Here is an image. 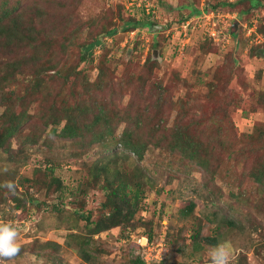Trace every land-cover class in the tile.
Returning <instances> with one entry per match:
<instances>
[{"label":"rangeland","instance_id":"obj_1","mask_svg":"<svg viewBox=\"0 0 264 264\" xmlns=\"http://www.w3.org/2000/svg\"><path fill=\"white\" fill-rule=\"evenodd\" d=\"M218 1L226 0H155L153 20L164 28L153 32L149 26L122 29L128 19H149L125 0H19L29 38L10 47L0 40V61L25 58L15 77L19 95L36 70L43 86L64 89L68 80L54 71L66 75L77 66L75 102L94 109L88 118L95 103L111 114L128 113V121L115 118L118 136L126 126L134 129L132 119L139 114L142 124L134 130L143 139L155 133L150 124L160 138L178 120L211 152L209 166L201 168L152 145L141 160L122 154L120 146L86 148L82 140L53 135L50 126L42 129L37 112L45 110L44 91L27 103L32 118L19 133L34 130L39 140L25 148L21 162L8 161L0 148V185L7 192L5 183H17L19 175L42 180L52 164L63 183L61 209L53 210L47 200L58 193L47 195L44 184L29 188L39 206L17 208L10 194L3 195L7 200L0 197V222L17 229L20 244L19 254L0 264H131L136 257H148L149 264H211L209 250L220 243L229 248L231 264H264V188L250 174L264 162V7L247 13L239 11L240 5L211 8ZM113 28L115 34L105 33ZM101 32L102 45L94 47L88 62H79L80 45ZM49 65L55 68L40 72ZM98 75L109 86L98 88ZM12 87L0 89V113L5 107L1 95ZM10 142L8 147L18 150V139ZM107 155L110 166H119L124 175L140 176L137 166L143 168L149 184L139 192V207L128 225L91 236L85 221L68 208L82 206L91 221L98 219L103 190L80 185L87 180L88 165ZM197 230L195 246L191 238ZM215 233L216 245L201 239ZM147 235L149 249L136 242ZM83 239L92 256L87 260L80 254Z\"/></svg>","mask_w":264,"mask_h":264},{"label":"trees","instance_id":"obj_2","mask_svg":"<svg viewBox=\"0 0 264 264\" xmlns=\"http://www.w3.org/2000/svg\"><path fill=\"white\" fill-rule=\"evenodd\" d=\"M159 1V0H158ZM240 7L239 11L249 12L252 9H257L259 7H264V0H233V1H218L211 5V8L216 9L218 7ZM19 0L9 3L8 0H0V40H3V44L9 45L5 47H10L11 44H21L24 39L29 38L28 36V26L25 25V19L22 12L18 11L20 8ZM135 9L140 10L143 14V8L135 7ZM240 12V13H241ZM148 16V20L144 19H128L124 22L122 29L125 31H130L139 27L149 28L156 24L153 20V14H145ZM186 19L184 17L183 21ZM116 28L106 30L107 35H113L116 33ZM103 32L98 34L89 43H83L80 45L82 48V53L79 57V62H88V56L92 54V50L96 46L102 45L104 39ZM235 36L236 33H233ZM30 44V43H29ZM256 54V48H254ZM264 51V50H261ZM37 60V59H32ZM25 58H16L14 60L9 57L2 58L0 61V89L5 91L10 83L13 87L8 90V92L1 95V99L5 103L3 111L0 113V148H3L7 152V160L12 162H21L23 160V153L27 146L35 145L39 136L34 133V130H30L26 133H20L24 124H28L32 115L27 111V103L35 100V97L46 92L47 101L45 110L39 113V117L42 120V129L50 126L49 132L63 139H70L73 141L82 140L81 145L89 148L91 145H99L104 148H109L112 146L116 149V146H120L122 149V154L127 151L128 153L134 154L138 160H141L146 149L149 145L155 148H160L161 150H169V152H177L182 157H186L188 160L192 161L194 164L201 168H206L210 164L209 153L211 152V147L206 145L196 134H193L189 130V126L186 127L183 123H179L176 120V126L171 129L169 134L166 136H161L160 138L156 136L158 130L157 127L150 124V130L154 131L149 138L143 139L136 134V126H140L142 123L141 116L137 114L133 118L134 129L126 126L122 129L120 134L115 135V127L117 124L114 123L115 118L117 122H123L124 120H130V115L127 113H114L108 112V109L101 105L100 103H95L96 111L93 112L91 118H88L90 112L94 109H90L87 105H81L79 102H75L77 97L75 93V80L78 78L80 70L77 66L72 67L67 70L66 75H60V70H55L54 72L57 76H65V82L67 81V86L64 89H50L49 84L43 86L44 82L39 72H35L32 79L26 80V85L22 95L16 92L15 86L17 83V78L19 68L22 64H25ZM151 63V66H154ZM54 69V65H49L48 67L41 69V73L45 69ZM102 69V68H101ZM100 73L103 75L102 70ZM104 76V75H103ZM51 77V76H50ZM99 79L95 84L99 86L98 88H103L109 82L102 76L98 75ZM74 100V101H73ZM73 101V103H69ZM17 106V107H16ZM16 107V109H15ZM35 116V115H34ZM181 115H179L180 117ZM214 121V119L212 118ZM150 133V131H149ZM17 138L19 141L18 150H14L8 147L11 144V140ZM210 149V150H209ZM115 154L119 155V152L115 151ZM120 156L123 157V155ZM80 155V153H79ZM109 155L103 156L102 158H97L92 164L88 166V172L86 181L82 182L80 186H100L101 190L104 192V199L100 203V215L95 221L90 220V214L84 215L81 210L83 207L68 208L76 216L83 219L84 228L87 233L91 236L97 235L103 231L109 230L113 227L128 225L136 214L139 207V192L148 183L147 175L144 173V169L137 166L140 170V176L124 175L119 168V166H110L111 160L108 158ZM48 162V161H47ZM50 162V161H49ZM38 172L39 170L36 169ZM36 172V173H37ZM254 181L264 188V162L255 166L250 172ZM14 188L9 190L6 188L7 192L3 189L4 187L0 185V197L7 200L5 193L10 194V198L15 202L17 208L25 207L26 203H36L39 206V202L36 198L31 195L29 190L30 185L33 187H40V185L46 186L45 192L47 195L53 193H58L56 197L48 199L49 204L52 206L53 210H60V205L62 204V189L63 183L61 180L54 175V166L50 164V167L46 169L43 174V179L39 180L38 176L33 175L32 177H25L23 175L18 176V182L13 183ZM19 186L24 188V191H19ZM41 202L40 204H43ZM193 205H188L186 211L190 212ZM81 210V211H80ZM218 229V224H216V230ZM81 234L76 233V236ZM200 236V230H197L192 235V244L196 246V238ZM91 238L90 236H88ZM149 238L150 236L147 235ZM150 239V238H149ZM204 243L210 245H216L219 243L218 237L213 235H207L201 237ZM85 244L87 245V240L83 239L81 241L82 249L80 250L81 257L84 260L91 258L90 253L85 249ZM131 264H144V260L140 257L133 259ZM160 264V261H159Z\"/></svg>","mask_w":264,"mask_h":264},{"label":"clouds","instance_id":"obj_3","mask_svg":"<svg viewBox=\"0 0 264 264\" xmlns=\"http://www.w3.org/2000/svg\"><path fill=\"white\" fill-rule=\"evenodd\" d=\"M4 186L9 190L14 188L12 182H6ZM18 237L19 233L12 224L0 222V260H12L19 254L20 244ZM208 255L211 264H231V252L223 243L212 247Z\"/></svg>","mask_w":264,"mask_h":264},{"label":"built area","instance_id":"obj_4","mask_svg":"<svg viewBox=\"0 0 264 264\" xmlns=\"http://www.w3.org/2000/svg\"><path fill=\"white\" fill-rule=\"evenodd\" d=\"M125 1H127L129 4H132L130 6H134L137 8L142 7L145 14H153V15L155 14L154 13L155 6H156V4L154 3L155 0H125ZM230 1H233V0H230ZM185 23L188 24V21H186ZM249 29L252 30V28H249ZM136 242H138L141 246H147V249H149L148 245L150 241L146 236L139 237L136 240ZM143 260H144V264H149L148 257H143Z\"/></svg>","mask_w":264,"mask_h":264},{"label":"water","instance_id":"obj_5","mask_svg":"<svg viewBox=\"0 0 264 264\" xmlns=\"http://www.w3.org/2000/svg\"><path fill=\"white\" fill-rule=\"evenodd\" d=\"M164 28V26H162V25H159V24H154V25H152L151 26V31H153V32H156V31H158L157 29H163ZM154 57H156L157 55H153Z\"/></svg>","mask_w":264,"mask_h":264}]
</instances>
